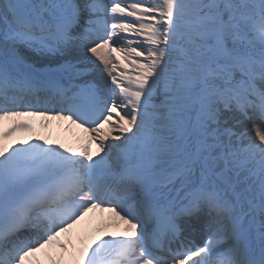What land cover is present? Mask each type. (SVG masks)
Wrapping results in <instances>:
<instances>
[{
  "label": "snow or ice",
  "instance_id": "6c2138e0",
  "mask_svg": "<svg viewBox=\"0 0 264 264\" xmlns=\"http://www.w3.org/2000/svg\"><path fill=\"white\" fill-rule=\"evenodd\" d=\"M0 264H264V0H0Z\"/></svg>",
  "mask_w": 264,
  "mask_h": 264
},
{
  "label": "bare ground",
  "instance_id": "6f19581e",
  "mask_svg": "<svg viewBox=\"0 0 264 264\" xmlns=\"http://www.w3.org/2000/svg\"><path fill=\"white\" fill-rule=\"evenodd\" d=\"M29 123L32 124V130L29 131H17L13 134V138H26L28 135L34 133H42L46 135L48 131V136L52 138H73L74 134L79 133L80 130L76 129L75 126L70 125L67 121H49L48 127L41 121L40 118L33 117L28 118ZM107 216V213L106 215Z\"/></svg>",
  "mask_w": 264,
  "mask_h": 264
},
{
  "label": "rangeland",
  "instance_id": "374dc122",
  "mask_svg": "<svg viewBox=\"0 0 264 264\" xmlns=\"http://www.w3.org/2000/svg\"><path fill=\"white\" fill-rule=\"evenodd\" d=\"M47 133H48V131L46 132V135H48Z\"/></svg>",
  "mask_w": 264,
  "mask_h": 264
}]
</instances>
